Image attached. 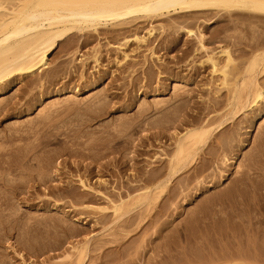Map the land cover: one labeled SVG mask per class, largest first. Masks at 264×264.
<instances>
[{
	"label": "bare ground",
	"instance_id": "1",
	"mask_svg": "<svg viewBox=\"0 0 264 264\" xmlns=\"http://www.w3.org/2000/svg\"><path fill=\"white\" fill-rule=\"evenodd\" d=\"M140 22L142 29L136 27ZM213 23H221L220 28L209 33ZM61 43L68 45L66 54L70 55L93 45L91 55L81 57L77 69H50ZM104 45L117 50L112 59L109 50L105 52L116 69L90 73L87 61L92 60L96 68ZM160 51L172 55V64L165 62ZM205 70L208 77L203 84L207 87L202 95L189 86L198 83ZM118 76L128 78L130 94L127 91L120 100L106 88L92 95L97 102L84 108V114L91 116L113 110L128 115L138 106L129 120L119 119L114 127L127 138L119 144L120 158L113 166L120 167L110 179L104 177L103 168L111 163L105 165L102 160L115 155L113 136L99 138L95 144L108 152L97 150L83 171L78 166L63 180L62 153L37 155L52 141L47 135L39 136L45 134L39 125L29 121L8 127L10 133L0 132V190L4 189L0 199L10 212L6 219H16L23 206L18 201L25 204L33 194L52 198L48 208L64 215L60 229L41 235L27 233L29 242L9 244L8 254L18 256L21 264H264V230L250 238L251 250L234 247L235 242L227 250L221 241L223 232H219L234 231L222 218L230 200L232 218L246 223L247 229L253 224L245 218L246 198L263 215L264 128L256 139L255 152L244 154L238 164L237 160L253 128L264 123V0H0V123L30 112L31 105L51 93L56 84L61 85L56 94L64 91L70 96L52 99L48 109L40 110L43 118L50 117L49 108L73 101L81 89L88 91L90 86L102 85L105 78L116 80ZM24 79L14 95H2ZM169 88L174 93L166 98ZM63 110L74 113L76 109L68 104ZM135 133L141 137H133ZM31 136L38 141H24ZM22 141L25 145L17 144ZM154 145L161 150L150 158L155 155L162 165L152 167L153 159L138 167L136 157ZM69 153L74 155L77 149ZM231 175H236L233 185L216 195ZM174 182L177 188L171 189ZM64 183L70 187L61 186ZM73 183L78 187H71ZM207 190L212 193L205 202L185 208L197 192ZM165 195L168 202L182 197L185 206L177 214L184 219L180 221L175 214L173 220H162L158 231L171 225L170 231L185 233L176 232L173 238L161 234L158 245L154 238L145 245L136 243L134 230L157 224L152 211ZM63 203L73 210L65 209ZM89 207L93 210L91 226L100 224V233L84 226L91 224L81 217ZM166 208L160 210L159 218ZM256 220L261 222L259 217ZM52 226L59 227L58 222ZM183 236L188 245L174 249ZM42 238L49 242H34ZM233 240L239 241L235 234ZM150 251L155 255L150 256ZM0 264L8 263L0 258Z\"/></svg>",
	"mask_w": 264,
	"mask_h": 264
},
{
	"label": "rangeland",
	"instance_id": "2",
	"mask_svg": "<svg viewBox=\"0 0 264 264\" xmlns=\"http://www.w3.org/2000/svg\"><path fill=\"white\" fill-rule=\"evenodd\" d=\"M218 24H221V23H213L212 25H210L209 33L215 29L217 30L218 28H220ZM136 27H138V29L139 28L142 29L144 27V23L140 22L136 25ZM209 33L207 31V34ZM222 34L223 33L221 32L220 35L223 36ZM92 47L93 45H88L86 47H83L82 51H80L79 53H76L75 55H72V54L70 55V54H66L68 50L67 49L68 45L66 43H61L59 47L57 48L56 53L54 54V60L52 61V64L49 68L50 69H77L80 64L81 57L83 58V57L91 55ZM143 49L144 48H140L139 51H142ZM101 50H102V53L100 54L101 62L99 61L100 64L96 68L92 67L93 65L92 60L87 61L86 69H88L90 73L96 74L94 72L96 70L98 71V69L101 70L100 72H102V70L104 69H116L115 66H112L113 63L108 61V57L105 55V52L106 50H109L107 54L111 55L110 59H112L114 52H116L117 50H115L114 47L110 45H107V46L104 45L101 48ZM161 52L163 51H160L159 54ZM161 54H163L162 58L165 60V62L169 61V63L172 64V62H170V60L172 59V55L169 54V52L168 53L163 52ZM174 54L177 55L178 53L174 51ZM135 58L136 60L141 59L138 57H135ZM131 59L133 60V58ZM183 70L185 73L189 71L186 68V66H183ZM123 75L124 74H122L121 76ZM207 75H208V70H205V72H203L202 78H198L200 81H198V83H194V85L192 86L190 85L189 87H192L194 90L201 91L202 95H206L207 86H205L203 83L207 80L205 79L208 77ZM121 76H118L116 80H111V78H105L104 79L105 81L102 83V85L90 86L88 91H84L83 89H81V92L78 94V96L73 97L74 100L68 103L70 107H74L76 109L74 113H69L67 110L66 111L63 110L64 106L68 104L61 102L60 104L53 106L52 108H49L52 111L51 115H49L50 117L43 118L40 110L48 109L49 107L48 103L52 99L57 98V97L65 99L70 96V93L64 94V91H61L60 93L56 94L55 90L59 89L61 86L60 84H56L51 89L52 92L50 90L51 93H47L43 97H40L36 101L35 104L31 105L30 112H25L22 115H18L17 117H11L9 119L2 120L0 123V132L7 131L8 133H10L12 129H9L8 127H12L15 125L18 127L20 124H26L29 121H33V123H35L36 125H39L38 127L45 131V134L42 133L39 136L44 138L45 135H47L49 138L52 139V141L49 142L47 145H45L42 149H40L41 151L40 152L38 151L37 155L42 157L47 154H54L55 152H58L60 154L62 153L59 159L64 160V164H65V167L61 166V178L63 180H68L69 178L68 173L69 172L75 173L76 172L75 170L78 166L80 167V170L83 171L85 164L88 162H91L92 159H95L93 154L97 152V150L99 152H104V153L108 152L106 151L105 148H100V149L97 148L95 144L96 142H99V138H102V140H104V137L113 136L111 138H114V141L117 142V144H113L114 142L111 143V145L114 148L116 147L114 149L116 151L115 155L108 156L107 158L102 160L103 164L111 163L110 165L105 164L106 167L103 168L104 177H106L107 179L108 178L110 179L111 176L118 171L117 168L120 167V166L118 167L113 166V163L117 164V161L120 158L121 153L119 152V150H122V147L119 144L125 138H127V136L123 135L125 134V132L119 134L114 129V127L119 123V119L129 120L128 117H130L131 115H134L137 112L138 106L134 107L132 111H130V113L128 111L127 112L128 115L125 114L123 111L113 110L104 115L91 116L89 114H84V108H87L88 106H91L92 104L97 102L98 98H93L92 95L96 94L97 92L100 93L103 89H106V88H108L107 90H109L108 93H111L112 95H116L117 97L120 98V100H122V98L124 97L125 93H127V91L130 94L131 87L128 86L129 85L128 78H124V77L120 78ZM100 81L102 82L103 80H100ZM24 82H26V79L15 83L16 85H14L12 89H10L7 93L5 92V94H2V95L5 97H11L12 95H14L15 92H17V88L20 87V84H23ZM73 85L74 84L71 83V86ZM153 86H155V83L153 84ZM173 93H174V90L169 88L167 90L166 98L170 97V95ZM139 96L140 95H138V97ZM99 97H102V95L100 94ZM258 123L261 124L262 121L261 122L258 121ZM262 125L263 126L261 125L258 126V124H256L255 128H253V131L249 134V141L247 142L248 145L245 146L243 149V152L240 153L241 155H239L237 164L241 162L242 160H244V154L248 155V154L255 152L256 142H257L256 139L260 134H262L264 123H262ZM120 128L121 127H119L118 129ZM78 134L81 135V137L78 138ZM139 134L140 133H135L133 137H136V136L141 137V135ZM24 141L25 142H36L38 140L35 139V136H31L29 139L24 140ZM24 141L19 142L17 144H20V146L25 145ZM8 148L11 149L10 146ZM71 148H76L77 153H74V155L70 154L69 149ZM140 149L143 150V148H140ZM146 149L144 148V150ZM160 150L161 148H158L157 145H154V147L147 150L148 153L139 154L136 157L137 166L138 167L146 166L148 164V161H151L153 159H155L154 160L155 163L151 165L152 167L161 166L162 160H158V158H155V155L154 157L150 158V155H153L155 152H160ZM72 159H75L76 162L74 163ZM164 159H165V156H164ZM120 161L121 159L119 160V162ZM222 169H229V167L223 166ZM232 169H234V167H232ZM244 169H246V166L244 167ZM235 177L236 175H231L230 179H228L225 182V185L220 186L219 190L215 192L216 195H219V192L221 189H227L228 187L232 186L234 183ZM93 181H95V178L93 179ZM0 186H1V183H0ZM61 186L66 187L67 185L66 183H64V184H61ZM67 187H70V186H67ZM71 187L77 188L78 187L77 183H73ZM173 188H177L176 182H174V185L171 187V189ZM37 189L39 190L38 193L40 195L43 194L42 189L38 187V185H37ZM3 192H4V189L3 187H1L0 196H3L4 194ZM211 193L212 192L210 190L203 191V192L202 191L197 192L196 197L194 198V201H192V203H189V205H186V206L184 205L185 202L183 201L181 196L177 197L174 200H170V202H168V200L166 199L167 195H165L161 199V201L156 205V208H154V210L152 211L153 218L155 220L158 219L157 224L150 225L149 223H147L141 226L140 228L134 230L137 232L135 236L132 237L133 240H136V243H141L145 245L146 240L150 238H154L155 245H158L162 242V235L166 233L169 234L171 238H173L172 235L176 236V232L178 233L182 232L184 234L185 231H170V229L172 228L171 225L167 229H165V231H158L157 225H159V223L165 219L173 220V217L175 216V214H176L175 218L180 216V221L183 220L184 216L177 214V211L180 208L185 206V208L193 209L195 208L196 205L200 204L201 202H205L206 199L209 198ZM1 200L2 198L0 199V258L5 260L8 264H11V262H15V264H21V259L18 256L12 257V254H8L9 244H13L14 246H19V245L25 246V244L29 242L27 241V238H25V237H29L27 236V233L30 235L32 234L41 235V234L46 233L47 231H56V229H60V224L64 225L63 223L64 215H62L55 209H52L51 207L48 208V206H52L53 204L52 198H48V197L38 198L36 197L35 194H33L28 198V202L25 204L22 201H18V202H21L23 206L21 207V210L18 212L17 218L14 219L9 216V221L6 219L7 216L10 215V212L8 211V209H5L7 204ZM246 202L249 204V207L247 208L244 214L246 215L245 218L249 217L250 220L252 219L253 225L251 226V228L247 229V227L245 226L246 223H240L238 220L237 221L234 220L236 218L234 219L232 218L235 216V213L232 211V209H234L232 208L233 200L229 201L228 210L226 214L223 215L222 217L229 221V227L234 230V231H219V232H223V235L221 236V241L223 242L224 247L225 248L227 247V250L232 249L234 242H235L234 247L238 245L239 248H241L242 250H246L248 247H250L249 249L251 250L252 243L249 242L250 238L252 239L253 237L258 236V234H262L261 230H264V206L262 208L263 215L259 216V214L257 213V209L254 206V203L250 200V198H246ZM62 206L65 207V209H69L70 211L73 210V208H70L67 203L65 205L63 203ZM165 206L169 208H166L167 211L165 212V214L159 218L158 217L159 212ZM1 214H3L4 216L1 217ZM92 216H93L92 208L91 207L86 208L84 211V214L81 217L83 218L86 217L87 219L85 220L87 221L91 220L90 221L91 224L90 225L86 224L84 226L88 227L89 231H93L94 233L96 232L100 233V227H101L100 224L91 226L93 224ZM256 217L260 218L261 220L260 223L256 220ZM50 218H53V219L49 220ZM54 221L58 222L59 227L52 226ZM259 225H260V228L258 227ZM234 234L235 236L238 237L239 241L233 240ZM246 234H248V239L246 238L247 236ZM183 238L184 236L181 238L180 241H176V244L173 245L174 249L181 250L180 246L188 245ZM131 239L127 241L125 245H129ZM34 242L35 243H45V242L48 243L49 240L42 238L41 240H36ZM239 242L241 245H239ZM193 249L194 250L197 249L196 246H194ZM149 254L150 256H154L155 252L150 251ZM157 258L159 259V257Z\"/></svg>",
	"mask_w": 264,
	"mask_h": 264
}]
</instances>
